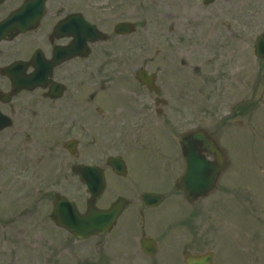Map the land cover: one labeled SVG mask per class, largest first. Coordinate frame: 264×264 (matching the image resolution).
Listing matches in <instances>:
<instances>
[{
    "label": "flooded vegetation",
    "instance_id": "1",
    "mask_svg": "<svg viewBox=\"0 0 264 264\" xmlns=\"http://www.w3.org/2000/svg\"><path fill=\"white\" fill-rule=\"evenodd\" d=\"M25 1L0 2V23ZM218 1L139 0L141 16L137 22L131 21L134 16L128 9L133 7V0L125 1V9L122 1L115 0L100 11L91 4L88 11L72 12L63 4L51 10L53 0H48L36 30L1 40L0 209L1 202L9 198L7 194L15 195L12 202L16 205L25 201L22 216L40 214L49 206L53 209L58 195L81 209V201L85 199L87 204L90 195L76 167L85 164L100 167L105 174V190L97 203L108 195L118 198L125 193L129 200L125 215L145 191L143 183L136 180L139 176L134 179L131 175L130 166L124 178L112 171L108 160L114 152L125 151L126 158L132 136L136 144L141 142L142 149L151 151V157L156 158L161 144L156 143L160 136L154 131L186 134L193 130L196 99L200 97L202 103L208 104L216 102L212 97L215 91L209 92L210 83L206 82L209 71L216 72L217 78L211 84L220 89L228 88L226 67L233 72L230 81L234 86L240 83L235 72L242 71L241 34L226 31L230 26H226L222 15L207 17L215 21L210 31L204 27V18H200L206 11L203 8ZM175 7L182 8V14ZM239 7L233 9L232 18L238 16ZM151 10L154 12L149 16ZM71 14L80 31L76 42L75 36L55 35L60 21ZM129 21L136 24V32L116 33L119 23ZM201 23L204 29L195 31L194 26L198 28ZM91 25L103 33L99 36ZM196 117L208 120V107L197 111ZM82 130L91 134V148L95 144L105 149V153L91 152L96 162L81 159L85 146L79 135ZM211 135L215 138L216 133ZM175 167L174 159L165 162V175L153 183L160 182L166 188V184L175 182ZM113 176L125 182L114 187L110 182ZM127 186L130 188L125 191ZM167 194L171 197L176 192ZM112 203L100 207L107 208ZM132 227L124 225V264H130V257L137 254V237H133L132 249L128 245L127 233ZM174 250L165 249L166 262L175 260ZM157 256L151 258L153 264H158Z\"/></svg>",
    "mask_w": 264,
    "mask_h": 264
},
{
    "label": "rangeland",
    "instance_id": "2",
    "mask_svg": "<svg viewBox=\"0 0 264 264\" xmlns=\"http://www.w3.org/2000/svg\"><path fill=\"white\" fill-rule=\"evenodd\" d=\"M117 1H122L125 9L127 0ZM114 3L115 0H53L50 6L51 10H56L59 4H63L72 12L79 9L88 11V5L92 4L100 11L102 6ZM138 3L139 0H133V7L128 8L134 16L131 21L140 22L138 16L141 15L138 11L141 9ZM237 5L240 6L237 10L238 16L232 18L233 9ZM175 8L182 14V8ZM203 9L206 11L200 18H204V27L208 26L210 31L215 26V21L207 17L215 19L222 15L225 17L226 26H230L226 31L240 33L242 45H245V49L241 46V53H245L240 62L241 66L237 64L242 71L235 72L237 82L240 83L234 86L230 81L233 72L229 69L227 71L226 67L224 73L229 90L225 94L219 87L211 84L217 75L216 72L209 71L206 82L210 83L209 92L212 89L215 91L216 102H199L194 108V119L191 120L193 128L201 126L217 132L218 140L225 149L229 171L222 175L218 191L212 197L192 206L178 196L167 199L157 208L146 210L143 215L138 208H131L110 235L79 242L53 227L50 221L52 206L40 214L22 216L25 201L22 205H16L12 202L15 195L7 194L6 197L9 198L1 202L0 209V264H124L125 223L133 225L137 230L144 227L148 231L147 236L158 237L160 250L156 261L159 264H168L160 260L162 255L165 256L161 255V249L164 251L167 247H175V264H184L182 249L186 245L191 246L189 251L196 253L212 251L215 254L213 264H264V60L256 62L254 59L256 38L264 33V0H219L215 5ZM190 10L193 13L192 7ZM152 12L154 11L151 10L148 15H153ZM202 29V23L198 28L194 26L195 31L200 32ZM212 94L213 92L210 93L211 96ZM233 104L237 107L234 111L235 117L244 121V125L224 121ZM205 107L211 113L209 119H197L195 112H200ZM160 132L154 131L156 134ZM164 133L165 130L160 135L165 137ZM79 135L85 144L81 149V159L96 162L94 152L105 153L104 147L94 144L91 148V134L85 130ZM163 137H158L160 141L156 143L162 142V149H171L177 153L178 148L169 147ZM130 139L128 161L132 164L133 178L139 176L134 179L142 181L145 189L162 188L163 184L160 182L153 183L145 177L143 182L140 178L139 171L143 168L150 170L153 180H159L160 176L153 169L157 164L151 157L152 152L143 150V144H136L132 136ZM139 148L142 152H135L134 155V150ZM171 150L167 155L172 153ZM110 182L116 187L125 180H118L113 176ZM129 188L127 186L125 191ZM112 197L106 196L103 203H109ZM85 208L84 199L81 201V210L84 211ZM184 225L192 227L187 228ZM190 229L195 231L194 237L188 232ZM135 231H128L129 234L134 232L130 236V244L133 237L138 235ZM137 253L139 261L148 264L140 249H137Z\"/></svg>",
    "mask_w": 264,
    "mask_h": 264
},
{
    "label": "water",
    "instance_id": "3",
    "mask_svg": "<svg viewBox=\"0 0 264 264\" xmlns=\"http://www.w3.org/2000/svg\"><path fill=\"white\" fill-rule=\"evenodd\" d=\"M4 28V25L0 28ZM258 55L260 57H264V40L259 41L258 44ZM195 141L202 140V136L195 132L193 133ZM186 144V142L184 141ZM207 147V146H206ZM210 152H219L216 148L215 151L211 147H209ZM220 153V152H219ZM189 168L188 174L189 178L182 179V186L184 187L185 193L190 198H195L197 196H205L208 194L213 188L218 179L220 173L224 168V161L221 158L220 165H214L210 163H206L204 160L202 161L196 154L195 151L193 153H189ZM215 169V173L212 178H209V182L206 185L203 184L205 181L207 171L211 172ZM193 177V179H191ZM204 187V188H203ZM97 193L93 191V196L95 197ZM160 201V198H158ZM72 204L67 202L66 200H62L61 203L56 207V211L54 213L55 220L59 225L65 226L69 228L71 231L76 233L82 238H86L93 234H101L105 231H110L112 226L116 223L117 217L122 211L123 203L119 202L115 204L111 210L108 211H100L93 207L91 204L89 205V212L86 215L80 216L77 212L74 215H70L67 207H71ZM209 260H211V255H206L201 258L189 259L187 262L189 264H198L195 261H203L206 264Z\"/></svg>",
    "mask_w": 264,
    "mask_h": 264
}]
</instances>
